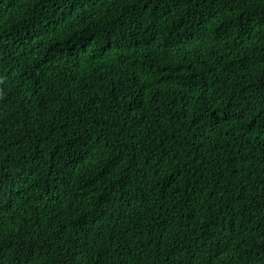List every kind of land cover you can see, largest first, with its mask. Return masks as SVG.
Segmentation results:
<instances>
[{"label":"trees","instance_id":"obj_1","mask_svg":"<svg viewBox=\"0 0 264 264\" xmlns=\"http://www.w3.org/2000/svg\"><path fill=\"white\" fill-rule=\"evenodd\" d=\"M0 264H264V0H0Z\"/></svg>","mask_w":264,"mask_h":264}]
</instances>
